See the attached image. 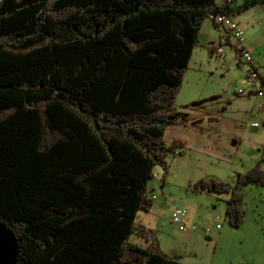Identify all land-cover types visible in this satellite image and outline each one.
Instances as JSON below:
<instances>
[{"label":"trees","instance_id":"1","mask_svg":"<svg viewBox=\"0 0 264 264\" xmlns=\"http://www.w3.org/2000/svg\"><path fill=\"white\" fill-rule=\"evenodd\" d=\"M238 2L0 1V222L16 264H186L137 218L155 202V168L165 176L183 153L165 135L188 114L176 98L203 23L264 0ZM262 162L234 186L199 179L192 191L229 194L237 228L245 191L264 187Z\"/></svg>","mask_w":264,"mask_h":264},{"label":"rangeland","instance_id":"2","mask_svg":"<svg viewBox=\"0 0 264 264\" xmlns=\"http://www.w3.org/2000/svg\"><path fill=\"white\" fill-rule=\"evenodd\" d=\"M234 18L243 31L244 41L250 42L251 40L257 44L255 58L261 64L260 72H258L261 73L260 76L264 75V3L250 7L239 14L236 13ZM230 43H222L224 54L221 57H211L210 49L199 43L195 48V53L192 54L189 68H187L184 81L179 88L176 105L178 108H182L193 100L212 98L214 97L213 93H219L222 97L211 99L204 106L208 108V111H219L220 113L226 111L228 117L239 118L243 121L245 131L241 137L242 142L237 143L235 147L233 141L240 136H235L233 132L228 131L218 135V133H211L209 130L204 135L195 133L187 141L180 136L174 137V133L180 135L185 133V128H168L165 135L167 144H170L175 138H181L186 142V145L181 148L183 153L169 154L168 174L163 176L164 169L157 166L155 177L150 181L149 194L154 197V200L158 196H166L168 200L166 208L169 210L166 215H161L157 231H154L160 238L163 247L167 251L170 250L172 237L175 236L176 239L183 235L182 230L172 221L171 208L185 206L192 211L190 214L196 219L194 224H197L196 227L202 231H205L204 226L210 221H214L215 228L216 224L220 223L223 227L234 230L229 239L237 242V246H235L236 260L240 254L244 256V264L249 262L262 264L261 261L264 257V196L260 191L257 189L252 191L249 188L245 191L242 204L245 219L239 227L233 228L225 214L229 194L216 195L211 191L194 192L191 186L199 179L206 181L217 179L234 186L238 172L248 171L264 157L263 147L257 143V140L260 141L262 138L264 140V95L257 93L261 86V80L259 79L253 87L254 84L250 83L247 77L250 64L246 63L241 55L236 57L239 53L238 50L241 53L244 42L240 49L237 47L238 50L234 46H239L236 37L232 36ZM219 44L218 40L216 45ZM220 98L226 99L224 104L220 103ZM230 99L233 100L229 101ZM197 107L204 108L200 105ZM250 107L253 108L252 111H249ZM247 108L249 110L246 111ZM254 122H258L260 127H253L252 123ZM185 126L191 127L188 124H183V127ZM247 135L253 136L252 141H248ZM231 146H233L232 149H230ZM262 166L264 168V162H262ZM255 217H258V220ZM246 237H250L249 240ZM130 240L145 246V241L135 235H132ZM176 242L179 243L175 245L176 248L183 246L180 243L182 241L176 240ZM241 244L244 245L242 252ZM163 247L161 248L163 249ZM165 249H163L164 252H166ZM213 251L214 249L208 250L206 253L214 254ZM169 256L172 255L169 254ZM256 257L261 261L255 259ZM180 259L182 260L181 257Z\"/></svg>","mask_w":264,"mask_h":264},{"label":"crops","instance_id":"3","mask_svg":"<svg viewBox=\"0 0 264 264\" xmlns=\"http://www.w3.org/2000/svg\"><path fill=\"white\" fill-rule=\"evenodd\" d=\"M242 1L243 0H240L238 4H241ZM234 20L236 21L235 18ZM237 25H239V23H237ZM199 37H200L199 43L204 44L205 46H208L210 44H217L219 40L220 44L217 45L218 47V46H221L222 43L229 44V42H231V39H232V34L228 30L221 29V27L215 25L214 22L209 20L208 22L205 21L203 23L200 29ZM243 42H244L242 44L243 47L250 50L252 53V56L254 59V62H253L254 66L260 70L261 64L255 58V53H257L256 52L257 44L254 42H251V40L250 42H245V41ZM238 52L240 53V50H238ZM239 53L236 57H240L241 53L240 54ZM222 54H224L223 49H222L221 54L214 50V52H211L210 56L211 57H214V56L221 57ZM260 80H261V77H260ZM255 84L252 86L254 87ZM263 87H264V83H262V80H261V86H259V89ZM258 90H257V93H258ZM212 96L214 97L212 98L208 96L207 97L209 100L214 99L216 97H222L219 93H213ZM196 100H200V99H196ZM224 100L226 99L220 98L219 101L220 103L224 104ZM231 100L233 99H230L229 101ZM205 104L204 103L200 104V106L204 108H199L197 106L193 108H185V107L179 108L180 110L188 113L186 116V119L178 124L171 125L169 128L171 127H176L178 129L185 128V133H182L181 135L179 133H174V137L180 136V137H183V139H186L188 141V138L195 133L204 135L209 130L211 133H215V134L218 133V135H220L222 132L228 131V132H233L235 136H240V138L238 137L237 140L233 141V145L236 147L237 143L240 144L242 142L241 137L244 135V131H245V128L243 126L244 122L241 121L239 118L235 119L234 117H231V118L228 117V115L226 114V111H223L222 113H220L219 111H208V108L204 106ZM247 110L249 109L247 108L246 111ZM252 110L253 108L250 107L249 111H252ZM254 123H258V122H254ZM254 123H252L253 127L255 128L260 127V124L259 126H254L253 125ZM183 124L184 125L188 124V126H191V127L189 128L187 126L183 127ZM175 139H179L183 141V139L181 138H175ZM252 139H253V136H248V141H252ZM257 143L261 145L260 147H264L263 138L260 141L257 140ZM185 145H186V142H185ZM232 147L233 146H231L230 149H232ZM249 189H251L252 191L257 189L260 191L261 195L264 196V187L262 186H250ZM204 192H207V191H204ZM155 200L156 201L154 202L152 208L147 212H139L138 218H137V221L139 223L145 225L147 228L153 231L154 230L157 231L159 220L162 218L161 215H166V212L169 211L166 208L168 207L167 206L168 200L166 196H163V195L158 196L155 198ZM172 211L173 209L171 208V218H172ZM188 212H189V216H188V219L186 220L187 229L186 230L180 229L183 232L182 237L176 238V239H175V236L172 237V244H171L170 250L167 251L163 247L162 243L160 242V238L157 236L161 244V247H163V249H165L167 253H169L172 256H180L182 258V261H184V263L186 264H236V262H238V264H244V256L238 254L239 257L236 260V252H237L235 249V246H237L236 240L231 241L229 239V236L233 233L234 230L225 228L220 223H217L216 228H215L214 221H210L205 224L206 225L204 226L205 231H202L198 229V227H196L197 224H194V221L196 219H194L193 215H191L192 211L189 210ZM255 218L258 220V217H255ZM218 225H221V227L218 228ZM249 238L246 237L247 240H249ZM176 240L182 241L180 243H182L183 246H179L176 248L175 245L179 244L178 242H176ZM145 245H146V242H145ZM243 248H244V245L241 244V249H242L241 252L244 251ZM213 249H214L213 251L214 254L206 253L208 250L211 251ZM255 259L260 260L257 257ZM261 263L264 264V257ZM248 264H252V263L249 262Z\"/></svg>","mask_w":264,"mask_h":264},{"label":"built area","instance_id":"4","mask_svg":"<svg viewBox=\"0 0 264 264\" xmlns=\"http://www.w3.org/2000/svg\"><path fill=\"white\" fill-rule=\"evenodd\" d=\"M227 1V0H226ZM227 2H233V1H227ZM209 19L214 22L215 25L221 27V29L228 30L232 36L236 37L238 42V48L240 49L241 44L245 40L243 31L239 28L237 25V22L234 20L232 16L229 15H222V13L217 14H210ZM216 51L220 54L222 53L221 46H218L216 48ZM241 56L243 57L244 61L246 63L250 64V70L248 73V79L250 83L255 84L260 79V74L258 71H256L254 68H252V64L254 62L252 53L250 50L246 48L241 49ZM258 94L264 95V89L261 88L258 90ZM254 126H259V123H254ZM189 212L184 206H176L173 208L172 211V221L179 226L180 229L186 230L187 224L186 220L188 219ZM221 225H218V228H220Z\"/></svg>","mask_w":264,"mask_h":264},{"label":"water","instance_id":"5","mask_svg":"<svg viewBox=\"0 0 264 264\" xmlns=\"http://www.w3.org/2000/svg\"><path fill=\"white\" fill-rule=\"evenodd\" d=\"M1 1V0H0ZM17 240L10 229L0 222V264H16L18 260Z\"/></svg>","mask_w":264,"mask_h":264},{"label":"bare ground","instance_id":"6","mask_svg":"<svg viewBox=\"0 0 264 264\" xmlns=\"http://www.w3.org/2000/svg\"><path fill=\"white\" fill-rule=\"evenodd\" d=\"M227 1H233L234 2V0H227ZM226 0H222V3H229V4H232L233 2H227Z\"/></svg>","mask_w":264,"mask_h":264}]
</instances>
